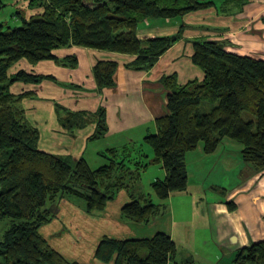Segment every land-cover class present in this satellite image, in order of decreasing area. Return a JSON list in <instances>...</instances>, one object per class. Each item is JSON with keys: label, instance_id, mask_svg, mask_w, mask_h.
<instances>
[{"label": "trees", "instance_id": "16d2710c", "mask_svg": "<svg viewBox=\"0 0 264 264\" xmlns=\"http://www.w3.org/2000/svg\"><path fill=\"white\" fill-rule=\"evenodd\" d=\"M29 18L18 11L12 17L20 26L0 24V264H80L67 260L41 236L40 229L58 213L62 200L102 213L125 191L122 219L146 225L160 216L165 205L154 203L142 190V175L151 165L161 166L163 179L151 183L162 202L188 185L186 156L201 144L205 155L214 153L224 139L241 145V158L258 172L264 170V59L241 56L228 50L225 41L194 39L192 64L203 80L179 85L175 74L163 76L167 92L165 115L155 121V132L143 143L151 148L134 156L138 146L110 148L100 153L106 163L91 169L83 157H63L38 148L39 131L27 118L22 101L32 92L12 94L15 83L37 85L52 77L10 70L22 60L29 65L53 61L76 66V58L58 59V49L80 47L133 56L125 66L151 70L159 58L182 37L180 27L172 36L139 38L137 28L149 20L170 21L214 7L210 0H27ZM250 0H224L223 14L241 13ZM0 0V12L7 7ZM264 23V18H262ZM217 31L223 29H215ZM117 62L98 61L92 74L98 90L114 86ZM62 130L73 134L95 125L89 142L107 131L105 110L69 111L56 106ZM119 149V150H117ZM148 160V161H146ZM232 201L226 203V206ZM4 224V227H3ZM174 241L164 233L150 238H103L95 258L102 264H197L191 257L176 260ZM237 264H264V243L238 252Z\"/></svg>", "mask_w": 264, "mask_h": 264}, {"label": "crops", "instance_id": "0c3cea01", "mask_svg": "<svg viewBox=\"0 0 264 264\" xmlns=\"http://www.w3.org/2000/svg\"><path fill=\"white\" fill-rule=\"evenodd\" d=\"M223 1L220 0V3H214V7L209 9L186 14L180 20L176 18L170 21L150 20L149 22L151 23H144L142 29H139L138 26L137 34L139 38L172 36L178 33L181 26H184L181 39L163 54L149 71H136L127 68L125 65L134 60L133 56L80 47L63 48L53 52L58 59L75 57L76 66L74 68L68 65L59 66L53 61H43L36 65H29L25 60L17 63L15 66L18 68L15 69L14 66L10 70L11 74L23 70L35 75L53 78L43 80L37 85L15 83L10 87L12 94L32 92L34 95L33 98L24 99L21 103L26 113V118L31 125L39 128L38 121H41L45 129L51 130L59 136L61 134L65 135L61 137L66 140L59 139L55 135L47 149L38 145L39 150L63 157L70 156L76 159L83 157L85 159L86 146L89 143L88 139L93 135L95 125H89L85 129L75 131L73 134L67 133L62 130L58 122L56 106L59 105L74 112H95L98 108L103 107L108 131L102 139L110 142V144L106 145L107 148L104 151L114 146H118L121 149L126 146L136 145L138 149L134 156H139L141 151V154H145L143 152V144H139L140 141H143L148 132H155V121L165 115L167 92L162 87L160 79L163 76L175 74L177 83L183 85L190 80L197 79L201 81L204 78L202 71L194 66L191 61L193 56L191 41L194 39L208 38L215 41H225L229 44L228 50L230 52L241 56L248 55L264 59V23L262 21V18H264V0H250V3L244 7L243 12L235 15L223 14L222 10H220ZM215 29L223 30L217 31ZM98 61L117 62V68L113 75L114 86L112 88L103 89L102 91L98 90L92 74V69ZM46 112L49 113V119L47 120L43 118V114ZM224 140L229 144V147L233 148L236 156L232 157L225 153L228 146L220 147L219 145L217 150L211 155L203 154L202 147H198L196 151L186 156L188 171L186 190L182 193L171 195L187 197L192 210L197 215L196 208H198L199 203L196 195L198 194L203 198L208 191L192 183V172H196V170L205 172L206 169L203 166L206 163L208 164L207 172L213 169L212 164L215 168L222 166L234 167L237 165L239 170H244L245 173L241 181H238V178L235 179L234 188L226 195L224 200L222 199L223 201L214 200L212 203L200 201L205 204H212L203 209L204 214L202 215L201 223L197 226V229H201V231H209L210 240L206 232L202 233L201 237L196 238L193 235L194 227L188 225L185 227L180 225L185 223L174 222L173 217L176 220L177 218L175 217L174 209L168 203L169 198L164 202L159 200L158 203L166 207L160 216L146 224L148 227L146 233L144 235L133 234L130 228L131 226H136V224L126 222L122 219L120 213L121 207L128 201L125 191L118 193V195L124 193L126 196V200L121 204L119 212H111L112 209L109 211L108 206L111 203L109 202L101 216L95 213H87L84 207L68 199L62 200L57 215L49 222L54 221V226L58 231L54 229L51 231L44 229L42 231V228L49 224L47 223L40 229L41 236L56 251L58 249L61 250L62 246L66 244L57 242L55 246H52V239L65 233L66 228L70 227L67 224L63 225L62 221L70 222L71 227L78 226L82 221L93 227L94 221L99 225H103L104 228V234L99 242L103 238H150L157 233H164L176 244L178 250L176 260L178 263L183 262L185 257H191L197 263V258L200 257V254H197L194 248L191 247L193 237L197 240L196 246L199 251L213 248L210 252L211 256H216L217 264H234L233 261L236 257L231 255L233 250L249 245L253 241L264 240V170L256 172L248 164H237L236 161L240 159L241 145L231 139ZM104 151L98 152V155ZM214 154H217V160L211 158ZM147 157L148 160H151L149 155ZM105 163L106 161L103 159V163L97 168ZM226 173H229V171ZM162 175L164 178L165 173L163 170ZM240 199L242 201L255 202L249 205L252 217L249 219L244 216L241 222L235 215H230V223L226 227H221L216 221L218 213L226 210L227 202L235 200L239 202ZM214 226L218 231L219 241L214 243L213 247H210L209 244L213 243ZM114 227H116V232L110 230ZM181 229L185 231L180 232ZM191 234L192 236L190 237ZM116 236L122 238H117ZM226 237L238 242L237 246H232L228 256L224 252V242L228 243L225 239ZM67 238V242H74L71 236L68 235ZM92 245L86 249V252H90L91 256L95 257L97 246L92 249ZM226 258H228V262L225 261ZM69 261L78 262L76 260ZM235 264L237 263L235 262Z\"/></svg>", "mask_w": 264, "mask_h": 264}, {"label": "rangeland", "instance_id": "374dc122", "mask_svg": "<svg viewBox=\"0 0 264 264\" xmlns=\"http://www.w3.org/2000/svg\"><path fill=\"white\" fill-rule=\"evenodd\" d=\"M210 1H213L216 4V2L218 3L220 0H210ZM6 3L8 6L0 12V24L7 23L9 26H12V27L20 26V21H17L16 18L12 17L15 11H18L20 14H25L27 18H29L31 15L38 12L36 11L35 13H33L32 11L28 10L27 0H6ZM216 8L218 9L217 6ZM178 19L180 20L181 18H178ZM149 21L141 22L139 24V29H142L144 27V23H151ZM159 23H162V22H159ZM17 68L18 67L15 66V69ZM43 110H46V109H43ZM48 115L49 113L46 112L45 114H43V118L46 120L49 119ZM38 125H40L39 128L37 127L39 131L38 145H40L42 148L47 149L49 144L53 141V138L55 137V135H57L59 139L66 140L64 137H61L65 135L61 134V136H59L58 134L52 132L51 130L45 129V127L42 126L43 123L41 121H38ZM107 144H110V142H107L105 139H100L97 141L89 142L87 144L86 152H85V159L88 162V165L90 166V168L92 169L97 168L99 165L103 163V159L98 155V152L104 151L107 148L106 147ZM139 144H143V152L149 155L150 159H152L153 154H152L151 148L148 145L144 144L143 141H140ZM226 146H228V149L225 151V153L228 155H231L232 157L236 156V153L233 151V148L229 147V144H227L226 140L222 141L220 144V147H226ZM198 147H201V144ZM113 148H118V146H114ZM211 158L214 160H217L218 159L217 154L216 155L214 154L213 156H211ZM236 162L237 164H241V163L245 164L242 161L241 154H240V159H238ZM203 168L206 169L205 172L196 170V172L191 173L192 183L208 191L206 196L203 198L199 196L198 194L196 195L198 199V203H199L198 208H196V211L198 214L195 215V211L192 210L191 204L188 202L187 197L170 196L168 199V203L170 207L173 208L175 211V217L177 218V220L173 217L174 222L185 223V224H180V225H184L185 227H187V225L194 227L193 235H195L196 238L201 237L202 233L206 232V235L209 237V240H210L211 238L209 236L208 230L201 231V229L200 230L197 229V226L201 223L202 215L204 214L203 209L205 207H209L210 205H212V204H205V203H212V201L214 200L219 201V202L223 201L226 195L234 188L235 179L238 178V181L239 180L241 181L245 172L243 169L239 170L237 165H235L234 167L222 166V167L215 168L214 165L212 164L213 169L207 172L208 164L206 163L203 166ZM228 171L229 173H226ZM161 174H162V170L161 168H159L158 165H151L146 169V171L142 175V180H141L142 190L143 192L148 193L150 195L154 203H158L159 199L155 196L151 188V183L156 179H162L163 175L161 176ZM116 198L117 200L115 199L114 202L109 203L108 209L109 211L112 209L111 212H114V211L119 212V208L121 207V204L126 200V196L124 193L118 195ZM202 200L205 203L200 202ZM232 203L234 205V208L231 207V204H228L225 207L226 210L220 211V213H218L217 215L216 221L221 227H226L227 224L230 223V217H229L230 215H235L241 222L244 216L249 219L252 217V213L250 211L249 205L254 204L255 203L254 201L247 202L246 200L242 201V199H240L239 202L235 200ZM96 215L101 216L102 213L101 214L99 213ZM56 222H59V221H56ZM62 223L63 225L67 224V226H70V227L66 228L65 233H62L52 239L53 240L52 246H55L57 242H63L64 244H66L62 246L61 250L58 249L57 251H59L61 254L63 253L64 256L67 258V260L68 259L76 260L78 261V263H81V264H95V263L102 264L99 260L93 257V255L91 256L90 252H86V249H88L91 246V244H93L92 249L97 246L100 238L104 234L103 225H99L98 223L94 221H93V224H94L93 227H91L90 225H88L86 222H83V221L78 226L75 225L74 227H71L70 222L66 223L62 221ZM54 224H55L54 221L49 223L48 225L42 228V231L44 229H48L50 231L54 229L55 231H58V229L54 226ZM3 227H4V224H3ZM130 229L133 234L144 235L146 231L148 230V227L147 225L145 226L144 225L143 226L134 225V226H131ZM110 230L116 232V227H114L113 229L111 228ZM184 231H185L184 229L180 230V232H184ZM68 235L73 238V241H74L73 243H71V241L67 242ZM108 235L110 234L108 233ZM191 236L192 234L190 235V237ZM218 236H219L218 231L214 226L213 227V243L209 244L210 247H213L212 245H214V243L219 241ZM116 237L122 238L118 236ZM225 239L226 241H228V243L224 242L225 244L224 252H226L228 256V254H230V249L232 248V246L233 247L237 246L238 242H234V240H231L229 237H226ZM196 241L197 240L192 237L191 247L194 248V251H196L197 254H200V257L197 258V263L198 264H217L216 256H211L210 251L213 248H208L207 250L202 249L201 251H199L196 246ZM256 243H264V240L253 241L249 245L233 250L232 251L233 253H231L232 257H236L239 251L253 244H256ZM227 260L228 258L225 259V261ZM235 262H236V258H234L233 263L235 264Z\"/></svg>", "mask_w": 264, "mask_h": 264}]
</instances>
